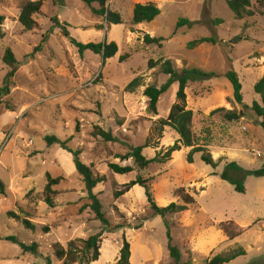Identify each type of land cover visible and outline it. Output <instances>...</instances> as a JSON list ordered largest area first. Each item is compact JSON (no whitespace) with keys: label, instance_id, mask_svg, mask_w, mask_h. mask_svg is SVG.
Masks as SVG:
<instances>
[{"label":"rangeland","instance_id":"1","mask_svg":"<svg viewBox=\"0 0 264 264\" xmlns=\"http://www.w3.org/2000/svg\"><path fill=\"white\" fill-rule=\"evenodd\" d=\"M27 1L37 0H0V88L8 73L1 61L4 51L9 49L19 64L9 94L0 97V264H61L53 256V244L66 247L72 240L98 233L100 256L92 264H115L124 241L129 245L128 264H175L169 258V245L181 253L178 264H207L236 249L244 255L228 264H264V178L247 177L241 194L218 176L227 162L245 171L264 165V133L250 110L254 102H260L253 86L264 78V0H250L247 10L252 16L241 21L234 18L225 0H107L109 10L121 18L119 25L97 16L93 12L97 5L43 0L40 14L34 16L37 28L25 31L18 16ZM136 3L154 4L159 16L150 23L132 25ZM180 19L194 25L177 27ZM58 25L65 27L68 36ZM45 33L41 50L30 57ZM144 35L162 39L161 46H145ZM237 37L242 40L236 42ZM204 38L217 43L189 46ZM71 41L114 43L117 53L103 62L88 50L80 55ZM124 55L128 58L119 61ZM149 60H169L177 73L196 69L214 74L187 84L185 105L193 114L194 147L221 161L216 169L201 161V153H194L189 164L190 149L185 148L169 161L150 163L141 171L133 159L123 160L136 147H143L142 156L151 160L178 141L172 129L160 125L177 102L178 85L159 98L156 115L148 112L143 91L148 86L160 88L169 78L161 73L160 64L149 70ZM228 71L240 82L241 105L232 100L231 84L224 77ZM135 78L140 87L125 92ZM218 108L235 111L242 118L227 122L222 114L210 116ZM96 128L117 140L103 141L94 135ZM45 137H55L67 149L78 151L81 163L94 175L105 177L92 193L108 221L107 229L86 208L87 192L71 154L57 144L47 145ZM109 164L131 167L132 172L114 174ZM46 174L61 179L53 187L54 208L43 202ZM137 175L149 180L158 207L183 205L176 196L179 189L194 204L161 218L138 185L114 199L113 193L123 191ZM22 221L33 229L25 228ZM226 222L243 233L227 240L218 227ZM5 238L26 246L35 243L37 255L23 253Z\"/></svg>","mask_w":264,"mask_h":264},{"label":"trees","instance_id":"2","mask_svg":"<svg viewBox=\"0 0 264 264\" xmlns=\"http://www.w3.org/2000/svg\"><path fill=\"white\" fill-rule=\"evenodd\" d=\"M86 6L91 7L92 5H97L98 9L93 12L102 17L107 24L119 25L121 23V18L119 14L111 12L107 6V0H80ZM228 8L234 15V18L238 21L243 20L246 16L251 17L252 13L247 9L250 7V0H225ZM43 0L37 1H27L24 2L21 6L20 13L18 16V23L22 26L25 31H32L37 28V23L34 20V16L40 14V9L42 7ZM160 14L159 9L152 3H136L132 9V25H139L142 23H150ZM3 18L0 17V38L3 37V33L1 30ZM215 23L219 24V21H215ZM194 23L189 22L188 20L180 19L177 23V27L187 26L191 28ZM60 27L61 33L66 37L68 33L65 30V27L58 25ZM47 38V34H43L41 37V42L34 48L33 53L30 57H33L35 53L39 52L45 43ZM236 42L241 41V37H237L234 39ZM142 42L145 46L155 45L157 47L161 46L162 39L160 38H152L149 35H144L142 38ZM71 43L77 48L78 53L81 55L84 51H91L96 55H100L102 57L103 62L107 59H110L115 56L117 53V46L114 43L110 44H80L76 41H71ZM212 44L215 45L217 42L212 38H204L198 41L192 42L189 44L190 47L196 44ZM128 58V55L121 56L119 61H123ZM1 61L4 66L8 68V73L5 77L3 87L0 88V97L6 96L10 91V80L15 76L18 70V62L15 60L12 52L7 49L4 51ZM160 64L161 73L163 75L168 76L167 82L162 85L160 88H156L155 86H148L143 91V96L147 99V110L148 112L156 115V107L159 98L168 91V89L173 85L177 84V92H176V103H174L167 115L166 119L160 121V125L162 127H169L172 129L178 136V141L168 147L166 151L159 155L157 154L153 159L147 160L142 156L141 152L143 147L132 148L130 152L123 157V160L133 159V163L138 169L141 171L145 169L150 163H165L169 161L173 155V153L180 151L181 148L190 149L187 154L186 161L191 164L192 163V155L194 153H201V161L216 169L218 163L221 161L215 162L210 154L202 147H194V135L191 130L192 111L186 110V95L185 89L188 83H193L197 81H201L204 79H209L214 77L213 73H203L202 71L196 69H183L181 73H177L169 60H158L153 61L149 60L147 63L148 69L151 70ZM224 77L229 81L232 87V100L235 104H242V96H241V85L238 80L237 75L228 71L224 74ZM140 87L139 78L133 79L125 88V92L131 93L135 89ZM253 91L256 95L259 96L260 102H254L250 110L251 112L259 119L258 126L264 133V78H261L256 84L253 86ZM215 114H222V117L227 122H238L242 116L235 111H227L224 108H218L213 110L210 113V116ZM95 136L100 137L105 142H115L116 137L112 136L111 133L103 132L99 128L95 129ZM47 145L57 144L64 151H67L72 156V162L74 164L75 170L77 174L81 177V181L84 184L85 191L87 192V199L89 204L86 208H89L90 211L94 215V220L98 221L104 229L108 228V221L105 215L101 211V205L96 197L92 193L93 189L98 185L105 181L104 176H96L92 172L91 168L81 163L79 160V152L72 151L67 149L64 142L59 141L55 137H45ZM109 170L118 175H125L132 172V168L125 166L121 167L117 164H109ZM219 178L230 184L237 193H244V181L247 177H256V178H264V165L261 168L255 171H245L235 162H227L225 163L224 169L221 173L218 174ZM47 183L43 190V202H45L50 208H54V197L56 196V192L53 190V187L56 186L60 178L52 179L49 175L46 174ZM149 180L144 179L141 176L137 175L134 181H131L128 185L124 187L123 191H116L113 193V198L117 199L125 192H128L132 187L138 185L144 189V195L147 199L149 207L153 211L155 215L160 216L161 218H165L168 215H176L182 213L187 210L188 206L194 204V200L188 194H185L183 189H179L176 192V196L183 202V205L177 204H169L167 207L161 208L158 207L150 193V188L148 186ZM2 185L0 184V187ZM124 192V193H123ZM12 213L9 215L11 216ZM25 228L32 230L33 227L29 224L28 221H22ZM219 229L225 234L227 240L232 241L239 237L243 233V229L239 228L232 222L221 223L218 225ZM48 228H45V233H48ZM6 241L17 244L23 253H32L33 255H37L38 246L33 243L30 246H26L22 243H19L15 238H5ZM100 243H101V234L98 233L96 235L89 236L86 240H72L67 243L66 247L59 245L58 243L52 245V253L53 256L57 259L61 264H92L96 262L100 256ZM168 254L169 258L175 263L178 264L181 258V253L179 250L169 245L168 246ZM244 255V252L241 249H236L231 251L226 256H215L207 264H228L235 258ZM130 258L129 253V245L124 241L122 248L119 251L118 259L115 264H128Z\"/></svg>","mask_w":264,"mask_h":264}]
</instances>
